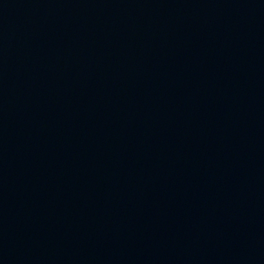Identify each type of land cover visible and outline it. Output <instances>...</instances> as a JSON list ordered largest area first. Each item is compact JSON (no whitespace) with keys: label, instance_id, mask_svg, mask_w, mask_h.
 <instances>
[{"label":"water","instance_id":"95a60500","mask_svg":"<svg viewBox=\"0 0 264 264\" xmlns=\"http://www.w3.org/2000/svg\"><path fill=\"white\" fill-rule=\"evenodd\" d=\"M0 264H264V0H0Z\"/></svg>","mask_w":264,"mask_h":264}]
</instances>
